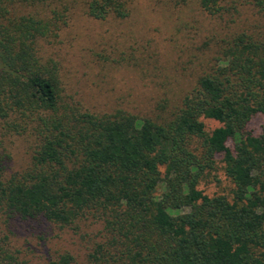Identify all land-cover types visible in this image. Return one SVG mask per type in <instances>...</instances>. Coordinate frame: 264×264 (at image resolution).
Masks as SVG:
<instances>
[{"label":"trees","instance_id":"1","mask_svg":"<svg viewBox=\"0 0 264 264\" xmlns=\"http://www.w3.org/2000/svg\"><path fill=\"white\" fill-rule=\"evenodd\" d=\"M65 1L0 0V133L35 139L21 172L8 174L0 154V219L71 227L92 215L103 234L83 264H264V126L249 127L264 116V29L219 42L194 87L176 106L160 102L156 117L101 113L67 96L38 44L59 40L71 10L123 21L133 0ZM225 1L199 3L221 16ZM18 3L50 8L17 16ZM251 3L264 17V0ZM205 119L221 126L208 132ZM219 157L231 198L199 189ZM49 264L77 262L64 253Z\"/></svg>","mask_w":264,"mask_h":264},{"label":"rangeland","instance_id":"2","mask_svg":"<svg viewBox=\"0 0 264 264\" xmlns=\"http://www.w3.org/2000/svg\"><path fill=\"white\" fill-rule=\"evenodd\" d=\"M223 5V15L209 16L199 0H133L132 15L123 21H97L83 10H71L70 25L59 40L54 45L42 41L38 47L43 57L59 63L67 96L86 108L101 113L124 108L140 117H156L160 102L169 99L176 106L194 87L219 42L241 30L264 29V17L251 0H226ZM44 8L50 7L18 3L11 12L29 16ZM204 123L208 132L221 126L210 119ZM263 126L259 114L249 125L257 135ZM0 136V154L10 155L7 173L25 170L35 139L21 130H1ZM222 165L219 157L217 171L199 185L205 195L232 197L233 184ZM96 219L88 215L71 227L44 219H0V264H49L64 253L83 264L102 238L103 225Z\"/></svg>","mask_w":264,"mask_h":264}]
</instances>
